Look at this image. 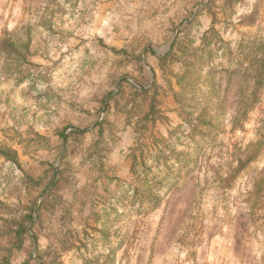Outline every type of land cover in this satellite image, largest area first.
Returning <instances> with one entry per match:
<instances>
[{"label":"rangeland","instance_id":"374dc122","mask_svg":"<svg viewBox=\"0 0 264 264\" xmlns=\"http://www.w3.org/2000/svg\"><path fill=\"white\" fill-rule=\"evenodd\" d=\"M0 150V264H264V0H0Z\"/></svg>","mask_w":264,"mask_h":264},{"label":"trees","instance_id":"16d2710c","mask_svg":"<svg viewBox=\"0 0 264 264\" xmlns=\"http://www.w3.org/2000/svg\"><path fill=\"white\" fill-rule=\"evenodd\" d=\"M0 154H2L4 156L12 157L9 153L1 151V150H0Z\"/></svg>","mask_w":264,"mask_h":264},{"label":"water","instance_id":"95a60500","mask_svg":"<svg viewBox=\"0 0 264 264\" xmlns=\"http://www.w3.org/2000/svg\"><path fill=\"white\" fill-rule=\"evenodd\" d=\"M77 130H80V129H77Z\"/></svg>","mask_w":264,"mask_h":264}]
</instances>
